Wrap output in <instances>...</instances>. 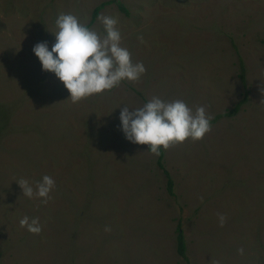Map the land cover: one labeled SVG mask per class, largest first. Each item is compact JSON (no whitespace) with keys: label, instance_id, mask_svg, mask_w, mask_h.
I'll list each match as a JSON object with an SVG mask.
<instances>
[{"label":"rangeland","instance_id":"1","mask_svg":"<svg viewBox=\"0 0 264 264\" xmlns=\"http://www.w3.org/2000/svg\"><path fill=\"white\" fill-rule=\"evenodd\" d=\"M106 1L0 0V264H188L179 223L190 264H264V0H118L128 12L110 3L91 24ZM60 13L101 35L98 17L116 18L145 73L72 103L33 51L51 50ZM153 96L212 117L239 105L203 139L164 149L176 199L157 155L120 127L124 104ZM44 175L55 181L47 204L17 181L35 192ZM24 216L39 218L38 235Z\"/></svg>","mask_w":264,"mask_h":264},{"label":"clouds","instance_id":"2","mask_svg":"<svg viewBox=\"0 0 264 264\" xmlns=\"http://www.w3.org/2000/svg\"><path fill=\"white\" fill-rule=\"evenodd\" d=\"M98 19L105 35L88 28L76 15L60 13L55 21L58 31L53 32L55 43L51 50L47 41L39 42L33 48L42 69L54 73L64 84L72 103L110 91L123 80L136 81L146 71L143 62L133 63L130 51L121 47V33L116 27L118 20L104 15ZM260 91L264 93V84ZM124 105L119 119L126 139L134 144L148 145V150L155 155H159L161 146L166 150L189 138L197 141L211 130L213 117L206 113V108L197 106L193 111L180 99L166 102L153 96L142 107ZM17 181L25 196L43 198L44 204L48 203L49 193L55 187V181L49 175L37 182L35 192L27 180ZM217 215L223 227L226 216ZM19 225L32 234L38 235L42 231L38 217L30 220L24 216ZM238 252L243 255L244 249L240 248Z\"/></svg>","mask_w":264,"mask_h":264},{"label":"trees","instance_id":"3","mask_svg":"<svg viewBox=\"0 0 264 264\" xmlns=\"http://www.w3.org/2000/svg\"><path fill=\"white\" fill-rule=\"evenodd\" d=\"M118 3L119 7L124 11V12H128V9L125 7V5H123L121 2H119L118 0H108L106 2H103L102 4H100L99 6H97L93 12V17H92V21H91V24L92 22L95 21V19L97 18L100 10L110 4V3ZM239 64H240V77L242 79V82L244 84H246V75H245V66H244V63H243V60L240 58L239 59ZM244 101V100H243ZM239 105L236 106L235 108H233L232 110H229L225 113H222V114H217L213 117V119L210 121L211 124H214L220 117L222 116H227V115H232L234 114L237 109H238ZM5 121V118H4V115L2 114V112H0V126H2L3 122ZM164 148L161 146L160 148V153L159 155H157V166L158 168L160 169L161 171V174L163 175V178H164V181H165V186H166V190L168 192V194L170 196H172V198L176 199L177 195H176V192H175V182H174V179L172 178L170 172L167 170V168L165 167V164H164ZM182 224L179 223L178 224V236H177V251H178V254L188 263L190 264V258L188 256V253H187V242H186V239H185V235H184V231H183V228L181 226ZM0 262H1V253H0Z\"/></svg>","mask_w":264,"mask_h":264}]
</instances>
